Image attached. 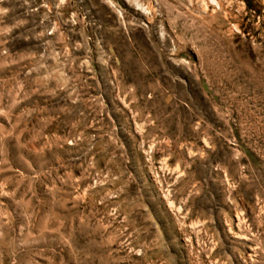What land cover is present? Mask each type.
Returning <instances> with one entry per match:
<instances>
[{
  "label": "rangeland",
  "instance_id": "rangeland-1",
  "mask_svg": "<svg viewBox=\"0 0 264 264\" xmlns=\"http://www.w3.org/2000/svg\"><path fill=\"white\" fill-rule=\"evenodd\" d=\"M0 264H264V0H0Z\"/></svg>",
  "mask_w": 264,
  "mask_h": 264
}]
</instances>
